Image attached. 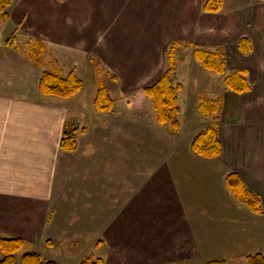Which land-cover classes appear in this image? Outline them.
I'll return each instance as SVG.
<instances>
[{
    "label": "rangeland",
    "instance_id": "374dc122",
    "mask_svg": "<svg viewBox=\"0 0 264 264\" xmlns=\"http://www.w3.org/2000/svg\"><path fill=\"white\" fill-rule=\"evenodd\" d=\"M205 2L14 0L7 7L13 44L23 57L34 64L37 53L41 71L63 79L73 73L82 85L59 101L76 145L60 155V181L48 209L10 200L5 209L24 211L28 222L0 213V239L23 242L12 255L15 264H23L26 254L54 264L86 258L164 264L156 226L180 229L188 238L206 231L218 242L189 260L169 251V264H247L248 255L264 256V0H222L216 13H206ZM196 51L218 55L224 74L206 70ZM169 69L171 84L179 87L174 132L157 123L153 102L142 93ZM241 73L250 90L235 93L224 81ZM100 84L113 101L109 112L94 105ZM218 99L214 115L199 113L201 100ZM208 126L221 144L213 159L191 149ZM232 173L259 197L262 213L225 191ZM207 186H215L209 202L197 192ZM153 200L170 207L156 208Z\"/></svg>",
    "mask_w": 264,
    "mask_h": 264
},
{
    "label": "crops",
    "instance_id": "0c3cea01",
    "mask_svg": "<svg viewBox=\"0 0 264 264\" xmlns=\"http://www.w3.org/2000/svg\"><path fill=\"white\" fill-rule=\"evenodd\" d=\"M9 22H0V213H7L8 219L27 220L28 214L25 215L24 211L15 213L9 207L6 210L5 202L13 200L21 204L33 201L42 205L44 212L48 209L46 204L52 200L60 181L58 163L62 151L59 145L62 134L67 130V113L59 102L60 98L39 92L41 66L29 63L17 45H8L7 41L13 36ZM214 187L202 188L206 195L196 189L193 191L209 202L207 195L213 194ZM224 189L230 193L225 184ZM212 200L215 201L214 195ZM154 202L158 207L153 205L152 208L167 210L170 207L164 205L165 201ZM176 208L175 211L182 209ZM160 216L158 219L164 223L165 218ZM158 227L153 230L157 236L156 251H166L165 261H160L164 264L170 262L167 260L169 251L176 255L181 253L177 256L179 261L189 260L202 257L211 245L218 243L206 231L201 230L198 238L196 235L188 238L185 236L188 233L183 235L180 229L171 231ZM23 228L27 229V226ZM174 263L177 261H172Z\"/></svg>",
    "mask_w": 264,
    "mask_h": 264
},
{
    "label": "trees",
    "instance_id": "16d2710c",
    "mask_svg": "<svg viewBox=\"0 0 264 264\" xmlns=\"http://www.w3.org/2000/svg\"><path fill=\"white\" fill-rule=\"evenodd\" d=\"M14 0H0V21L6 22L9 19L7 7ZM222 0H206L203 10L206 13H216L220 10ZM15 37L13 36L7 41L9 46H14ZM244 42V41H242ZM248 42H244L247 44ZM34 64L40 67L43 63L42 58L36 53ZM172 55H169L168 60L171 61ZM195 59L202 63V66L217 74H224L225 69L219 61V56L207 52L196 51ZM171 69L162 74L157 82L153 85L143 88L142 93L144 98L150 99L153 102L156 121L160 125L170 127L172 132L178 129V106L176 94L179 87L173 86L170 81ZM225 85L228 89L235 93H243L250 90L244 78V74H234L225 78ZM82 88L81 82L70 73L67 78L44 71L39 81V92L44 96H54L60 99H68ZM220 104L219 99L216 101L201 100L198 106L199 113L208 118L214 115ZM95 108L98 112H109L112 109L113 101L107 94L106 87L99 85L97 97L95 100ZM75 130L64 131L60 139V150L72 153L75 150ZM193 152L205 159H213L220 155L221 144L218 140V135L215 128L208 126L200 132L191 144ZM227 190L240 203L245 205L253 213H262L259 197L246 189L241 178L235 174H228L225 178ZM23 242L20 239H0V249L4 253V257L0 259V264H15L13 253L20 250ZM247 264H264V256L261 253L246 256ZM100 260L93 262L89 258L84 259L79 264H99ZM224 260H210L204 264H225ZM23 264H54L52 262L44 263L37 254H26L23 256Z\"/></svg>",
    "mask_w": 264,
    "mask_h": 264
}]
</instances>
